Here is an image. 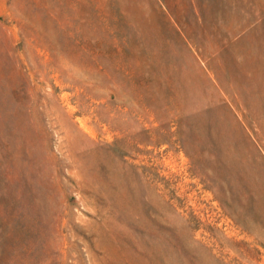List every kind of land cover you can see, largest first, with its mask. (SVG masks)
I'll use <instances>...</instances> for the list:
<instances>
[{
    "label": "rangeland",
    "instance_id": "rangeland-1",
    "mask_svg": "<svg viewBox=\"0 0 264 264\" xmlns=\"http://www.w3.org/2000/svg\"><path fill=\"white\" fill-rule=\"evenodd\" d=\"M0 264H264V0H0Z\"/></svg>",
    "mask_w": 264,
    "mask_h": 264
}]
</instances>
